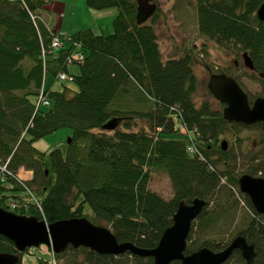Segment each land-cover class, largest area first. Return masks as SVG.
Instances as JSON below:
<instances>
[{"label": "trees", "instance_id": "obj_1", "mask_svg": "<svg viewBox=\"0 0 264 264\" xmlns=\"http://www.w3.org/2000/svg\"><path fill=\"white\" fill-rule=\"evenodd\" d=\"M50 1L0 0V206L47 224L85 217L110 228L120 243L150 250L173 225L179 204L199 198L207 205L193 224L186 254L202 248L219 252L241 235L255 246L254 264H264V215L256 213L239 190L244 174L264 178V161L253 155L243 174L235 177L240 156L220 144L225 132L241 128L261 131L264 146V124L229 123L210 101L196 104L198 52L187 48L180 57L164 60L155 27L158 5L156 13L138 25L137 0H87L90 9H118L113 33L98 35L89 29L65 36L41 17ZM263 3L196 0L199 33L236 60L247 53L258 80L264 73V22L257 17ZM54 38L61 40V48H53ZM77 53L83 55L81 61ZM74 65L79 74L70 73ZM206 67L235 78L244 89L239 78ZM60 73L71 80H60ZM49 76L52 83H74L77 91L48 88ZM41 96L48 105L39 104ZM248 96L252 104L254 97ZM179 124L192 133V141ZM62 129L72 132L71 143L48 151L36 148L37 141ZM22 168L33 177H21ZM154 171L169 177L171 199L149 188ZM26 187L41 204L42 214L34 204L28 213L12 210V202L23 204L30 198ZM232 190L244 198L254 219L225 240L226 224L238 204ZM0 252L24 256L3 236ZM56 257L65 264H154L149 257L100 255L83 247H69ZM225 264L247 263L235 251Z\"/></svg>", "mask_w": 264, "mask_h": 264}, {"label": "water", "instance_id": "obj_2", "mask_svg": "<svg viewBox=\"0 0 264 264\" xmlns=\"http://www.w3.org/2000/svg\"><path fill=\"white\" fill-rule=\"evenodd\" d=\"M153 0H137V24H145L157 11ZM257 17L264 22V3L257 11ZM244 65L254 71V65L247 53L243 55ZM264 80V73H259ZM208 90L222 105L223 119L229 123L244 126L264 124V97H257L250 103L248 94L238 81L226 74L210 72ZM109 128V126L107 127ZM71 143V138L68 139ZM222 148L228 149L223 141ZM239 190L246 195L256 213L264 215V178L244 174L239 179ZM207 205L203 199H195L188 204L182 201L173 218V225L162 235L154 249H142L130 242L120 243L108 227L95 225L85 217L58 221L46 224L36 216L18 215L0 206V236L14 243L19 254L29 248L42 245L53 250L56 255L64 253L69 247L87 248L100 255L122 256L131 254L141 258H152L154 264H225L235 251L241 253L247 264H254L257 252L253 244L241 235L236 236L230 244L219 252L202 248L194 253L186 254L188 238L194 222ZM21 257L16 254L0 252V264H21Z\"/></svg>", "mask_w": 264, "mask_h": 264}, {"label": "rangeland", "instance_id": "obj_3", "mask_svg": "<svg viewBox=\"0 0 264 264\" xmlns=\"http://www.w3.org/2000/svg\"><path fill=\"white\" fill-rule=\"evenodd\" d=\"M160 8V17L155 23L159 38V46L165 61L171 58H178L184 54L187 48H194L198 52V61L194 71L199 79V90L195 95V102L199 106L202 100L210 101L213 109L222 112L224 105L219 103L208 90L210 72L206 67L212 65L215 70L228 72L239 78L245 91L252 97H264V83L254 77V74L244 65L243 58L236 60L229 52L218 47L214 42L203 37L198 30L196 18V0H153ZM118 14L117 8L106 10H94L87 6V0H51L48 9L41 11L43 21L54 27L65 36L72 35L78 31L92 30L98 35H109L113 33V20ZM66 47L69 43L66 42ZM213 69V70H214ZM71 74H79L78 66H70ZM213 73V72H212ZM64 86L69 87L73 92L77 87L71 82H61L48 77V88L60 91ZM146 129L149 123L140 121ZM72 132L62 129L35 143L36 148L41 151H48L68 141ZM260 135V136H259ZM262 133L256 130L231 129L220 137V144L226 141L228 149L234 150L240 160L237 162L235 177L243 174L247 159L257 155L259 161H264V146L262 145ZM264 166V165H263ZM221 168V167H220ZM19 175L26 179L33 177V172L26 168L19 171ZM149 188L169 200L173 197V188L169 177L161 172L154 171ZM225 183V180L222 181ZM10 187L11 185H6ZM234 193V199L238 201L232 219L227 222V231L223 236L225 240H231L243 224L254 219L253 211L247 206L244 198ZM104 226V225H103ZM228 235V236H227ZM52 259L51 249L42 245L39 248L30 249L24 253L21 264H45V261ZM58 259V258H57ZM58 264H65L64 260L58 259Z\"/></svg>", "mask_w": 264, "mask_h": 264}, {"label": "built area", "instance_id": "obj_4", "mask_svg": "<svg viewBox=\"0 0 264 264\" xmlns=\"http://www.w3.org/2000/svg\"><path fill=\"white\" fill-rule=\"evenodd\" d=\"M53 48H61L63 46L62 42L60 39L58 38H54L53 43H52ZM76 58L79 59V61H81L83 59V55L81 53H77ZM69 63H71V61H69ZM58 78L62 81H70L71 78L64 74V73H60ZM44 104V105H48V101L44 99L43 96H41L40 100H39V104ZM178 128L180 130V132L184 135H187V137L190 139V141H192L193 135L191 132H189V130L187 129V127L183 124H179ZM190 152H194L195 148L194 145L192 144L190 146L189 149ZM26 193L29 194L30 198L27 201H24L23 204L17 203V202H12L11 203V208L12 210H18V209H22L24 210L26 213H28V211L30 210V204H34L35 205V209L42 214L43 209L41 204L39 203L38 199L34 196L33 192L28 189L26 187ZM44 222H46L45 220H43ZM47 224V222H46ZM48 225V224H47ZM34 249V248H32ZM52 253V259L50 261H45V264H58V259L56 258L55 253L51 250Z\"/></svg>", "mask_w": 264, "mask_h": 264}, {"label": "flooded vegetation", "instance_id": "obj_5", "mask_svg": "<svg viewBox=\"0 0 264 264\" xmlns=\"http://www.w3.org/2000/svg\"><path fill=\"white\" fill-rule=\"evenodd\" d=\"M260 80H261L262 83H264V80H263V79L260 78ZM261 97H263V96H261ZM255 99H256V98H255ZM255 99H254V100H255ZM253 177H254V176H253ZM258 178H262V177H258Z\"/></svg>", "mask_w": 264, "mask_h": 264}, {"label": "crops", "instance_id": "obj_6", "mask_svg": "<svg viewBox=\"0 0 264 264\" xmlns=\"http://www.w3.org/2000/svg\"><path fill=\"white\" fill-rule=\"evenodd\" d=\"M56 30V29H55ZM57 31V30H56ZM57 32H59V31H57ZM60 33V32H59ZM61 34H63V33H61ZM64 35V34H63Z\"/></svg>", "mask_w": 264, "mask_h": 264}]
</instances>
